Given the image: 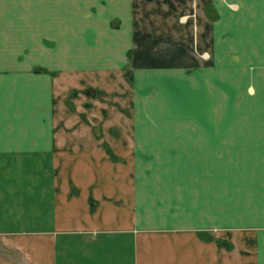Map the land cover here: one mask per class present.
Listing matches in <instances>:
<instances>
[{"label": "crops", "instance_id": "0c3cea01", "mask_svg": "<svg viewBox=\"0 0 264 264\" xmlns=\"http://www.w3.org/2000/svg\"><path fill=\"white\" fill-rule=\"evenodd\" d=\"M0 264H264V0H0Z\"/></svg>", "mask_w": 264, "mask_h": 264}, {"label": "rangeland", "instance_id": "374dc122", "mask_svg": "<svg viewBox=\"0 0 264 264\" xmlns=\"http://www.w3.org/2000/svg\"><path fill=\"white\" fill-rule=\"evenodd\" d=\"M36 70L37 71H45V69L43 68V67H37L36 68ZM141 76V75H140ZM89 89H94V88H92V87H86V88H84V89H82V90H77V89H74V90H71L70 92H69V94H68V98H74V97H77L78 96V94L80 93V92H82L83 94H85L86 96H96L97 94H95V95H92V94H90L91 92L89 91ZM94 90H96V89H94ZM100 91V90H99ZM103 93V92H102ZM101 93V94H102ZM71 103L72 102H70L69 101V99H68V101H67V105L69 106V107H71ZM84 104V106H88V105H90V102H85V103H83ZM80 115H81V117L83 118V119H85V120H87V118H86V116H85V114L84 113H80ZM94 129H99V127H93Z\"/></svg>", "mask_w": 264, "mask_h": 264}, {"label": "trees", "instance_id": "16d2710c", "mask_svg": "<svg viewBox=\"0 0 264 264\" xmlns=\"http://www.w3.org/2000/svg\"><path fill=\"white\" fill-rule=\"evenodd\" d=\"M89 91L91 92L90 94H92V95H95V94H99V93H101V91H99V90H94V89H89ZM219 242H222V243H226V244H228V243L225 242V241H219Z\"/></svg>", "mask_w": 264, "mask_h": 264}]
</instances>
